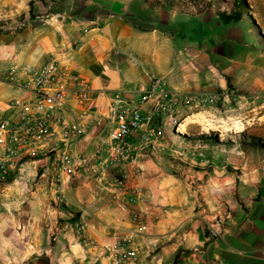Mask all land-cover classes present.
I'll list each match as a JSON object with an SVG mask.
<instances>
[{"label":"clouds","instance_id":"1","mask_svg":"<svg viewBox=\"0 0 264 264\" xmlns=\"http://www.w3.org/2000/svg\"><path fill=\"white\" fill-rule=\"evenodd\" d=\"M134 3L0 0V264H247L264 0H236L238 47L181 32L202 0Z\"/></svg>","mask_w":264,"mask_h":264},{"label":"crops","instance_id":"2","mask_svg":"<svg viewBox=\"0 0 264 264\" xmlns=\"http://www.w3.org/2000/svg\"><path fill=\"white\" fill-rule=\"evenodd\" d=\"M227 1V0H226ZM143 4H145L143 2ZM146 5V4H145ZM121 4L112 5L113 12L119 13L122 9ZM129 12L125 13L127 19L139 20L151 16L152 11L148 6L144 8L139 3H134L129 6ZM165 14L169 9L163 8ZM220 10H229L230 8H219ZM256 24V22L254 21ZM183 34L188 36L189 40H196L202 45V42L207 38L209 45H215L216 39L221 38L222 44L231 43L234 46H239L238 41L241 38L240 30L242 28V19L237 22H223L220 19L216 8L213 6L196 17H189L187 20L179 21ZM256 28L264 29V23L256 24ZM101 35H110L112 31L111 23L101 22ZM247 39V34L244 36ZM230 171V170H229ZM240 213H233L234 218L238 221V225L242 226V237L249 243V260L247 264H264V186L259 187L257 195L253 198L252 208H248L240 202ZM208 232L201 235L200 239H204ZM212 240L208 241L211 244ZM208 244L199 251L204 252L208 248ZM260 248L257 252L255 249ZM193 254L192 249H177L173 257V264H184L187 257ZM207 259V256L205 257Z\"/></svg>","mask_w":264,"mask_h":264},{"label":"trees","instance_id":"3","mask_svg":"<svg viewBox=\"0 0 264 264\" xmlns=\"http://www.w3.org/2000/svg\"><path fill=\"white\" fill-rule=\"evenodd\" d=\"M143 2L151 9L161 7L159 0H151V2H149V0H143ZM225 2L226 0H202L203 7L200 8L199 11L200 13H202L208 8L213 6L214 8H216L218 15L220 19H222L223 22L228 23L231 21L237 22L241 20L242 14L235 10L236 0L233 1L232 7L229 10H220L219 8L221 7L219 4H224ZM174 3H175V0H166V3L163 6V8L170 10ZM245 7H247V3H245ZM253 24L256 26L254 21H253ZM255 146L258 148H264V142L263 143L255 142Z\"/></svg>","mask_w":264,"mask_h":264},{"label":"rangeland","instance_id":"4","mask_svg":"<svg viewBox=\"0 0 264 264\" xmlns=\"http://www.w3.org/2000/svg\"><path fill=\"white\" fill-rule=\"evenodd\" d=\"M233 1L234 0H227L224 4H219L220 5V7H223V8H231L232 7V4H233ZM168 12V11H167ZM178 26L180 27V24H179V22H178ZM181 29V32L183 33V30H182V28H180ZM255 142H259V143H263L260 139H257ZM229 170L231 171L232 169L231 168H229Z\"/></svg>","mask_w":264,"mask_h":264},{"label":"built area","instance_id":"5","mask_svg":"<svg viewBox=\"0 0 264 264\" xmlns=\"http://www.w3.org/2000/svg\"><path fill=\"white\" fill-rule=\"evenodd\" d=\"M208 234H209V235H212V233H211L210 231H208Z\"/></svg>","mask_w":264,"mask_h":264}]
</instances>
